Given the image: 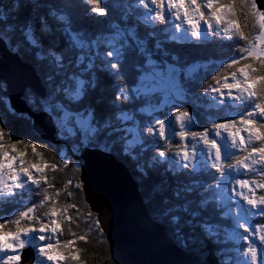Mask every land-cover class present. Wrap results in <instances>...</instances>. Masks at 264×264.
<instances>
[{
  "label": "snow or ice",
  "instance_id": "snow-or-ice-1",
  "mask_svg": "<svg viewBox=\"0 0 264 264\" xmlns=\"http://www.w3.org/2000/svg\"><path fill=\"white\" fill-rule=\"evenodd\" d=\"M104 2L82 0L83 4L93 6L87 9L88 13L107 17L109 8L101 6ZM16 7L22 11L33 5L20 3ZM128 8L135 12L138 23L146 27L155 29L157 24L165 25L160 31L173 42L211 43L221 51L226 41L244 43L239 45L236 54L229 55L219 64L209 57L207 61L182 66L178 55H172L171 62L158 63L147 47V39L139 35L135 24L124 22L126 12L121 14L119 21L110 22L105 33L89 38L86 31L74 28L70 18L58 14L57 10L51 11L50 15L62 24L59 33L65 39L64 49L57 47L55 37L44 45L42 35L53 31L44 17L33 21L29 14L21 20L19 12L16 13L19 22L15 27L0 12V24H3L0 43L23 44L30 48L34 57L43 62L52 92L61 94L69 103L81 101L90 89L98 86L97 72L119 80L125 75L126 64L134 62L139 72L138 80L130 88L116 85V93L108 104L110 111L98 113L91 104L81 105L82 110L73 111L61 103H53L49 110L55 111L69 137H78L79 143L103 141L106 149L118 147L137 162L144 175L149 174L148 168L161 162L167 163L174 172L187 170L195 174L209 167L217 169L221 178L216 183L200 185L196 180L178 181L172 189V197L158 194L155 202L150 201V204L159 216L165 218L173 234L185 241L189 235L185 229L201 227L210 234L213 232L209 220L187 218L200 216L199 212L192 210L195 199H189L187 194L195 195L201 189L209 192L210 195L200 200L199 206L209 205L211 200L219 198L221 203L229 204L228 214L232 213L234 205L237 209L235 229L229 236L235 245L231 257L233 264H264V247L257 244L259 240L264 245V223L253 222L256 217H264V194H256V189H264V11L257 10L255 0H133ZM9 32L16 35L10 36ZM155 35V30L146 33V37ZM155 47L160 49L161 44L157 43ZM201 69L214 72L210 80L198 75ZM85 73L87 79L82 78ZM196 84H206L202 95L217 104H224L227 98L233 102L231 107H236V102L243 105L238 112V121L233 118L225 123H214L203 131H189L195 120L187 108L169 113L167 119L155 115L162 108L178 105L186 99ZM140 98L145 103L138 112L150 117L148 121L137 120L133 113L116 103ZM5 100L4 89L0 88V103ZM6 108L9 112L15 111L10 105ZM177 123L181 129L179 132L175 131ZM237 123L242 127H237ZM4 125L5 122L0 120V264H22L21 250L26 247L36 251L35 264H59V261L84 264L80 259L82 249L75 245L77 240L87 242V236L72 231L71 223L75 221L67 214L68 209L76 208V205L68 203L64 208L59 207L56 197L61 192L58 189L54 196L48 191L55 185L44 174L46 168L53 171L67 168L69 158L58 153L55 162L43 160L35 142L13 140L12 133ZM242 131L247 137L240 135ZM176 136H179L180 144L173 145ZM199 142L204 147H200ZM18 145L30 146L38 160H26V151H18ZM153 150L156 155L151 156L149 163L145 155ZM141 160H144L143 164H140ZM231 160L235 162L231 163ZM248 173L253 176L248 177ZM255 176L261 179L257 180ZM42 183L46 187L41 188ZM71 184V180L66 182L65 191ZM29 185L40 189L39 201L25 203L26 194L30 196L32 191ZM229 185H232L231 189ZM151 191L150 187L149 195ZM73 194L66 191L67 197ZM235 197L248 207L241 205ZM13 204L21 207L11 212L4 207ZM42 208L47 209L43 216L38 214ZM65 222L69 224V233L76 239H59L58 233L63 234L61 225ZM241 229L246 236L241 234ZM45 240L48 243H39Z\"/></svg>",
  "mask_w": 264,
  "mask_h": 264
},
{
  "label": "trees",
  "instance_id": "trees-1",
  "mask_svg": "<svg viewBox=\"0 0 264 264\" xmlns=\"http://www.w3.org/2000/svg\"><path fill=\"white\" fill-rule=\"evenodd\" d=\"M20 3L31 4L33 7L31 9L25 8L21 11L16 7ZM131 3H133V0H105L104 4L101 6L109 8V15L107 17L88 13L87 9L93 6L83 4L82 0H0V12H3L8 17V23L12 24L14 27L19 22L16 15L17 12L20 13L21 20L29 14L33 21H35L37 17H44L47 20L50 29L53 30L50 34L42 35L44 45L46 46L52 41L53 37H55L57 47L60 49L65 48V39L59 33L62 24L56 17L50 15L51 11L57 10L58 14H63L69 17L72 26L76 29L86 31L89 38L105 33L107 25L110 22L119 21L121 14L126 12L124 22L135 24L139 35L147 39V47L151 50L153 59L158 63L165 60L171 62V56L178 55L182 66L185 64H191L195 61H207L209 57L217 61V64H219V62L225 61L229 55L236 54L239 45L244 43L243 41L236 43L226 41L223 50L221 51L216 45L211 43L198 45L189 42L177 43L170 41L167 39L166 33L160 31V29L166 27L165 25L157 24L156 28L152 29L151 27H146L145 25L138 23L135 12L128 8V5ZM75 5H79L76 10H74L76 7ZM0 28H3V24H0ZM153 30L156 31V35L154 37H146V33ZM8 34L10 36H15L14 32H9ZM37 34L40 33L38 32ZM157 43L161 44L160 49L155 47ZM8 45L11 46V49H13L21 59L25 60L36 70L43 86L47 90V97L52 98L54 103L67 104L73 111L82 110L81 105L88 104H91L98 113L110 111L108 104H110L116 93V85H124L130 88L138 80L139 72L135 67L134 62L130 61L125 66L124 77L117 80L109 76L107 73L97 72V78L100 82L98 86L90 89L89 93L82 98L81 101L69 103L61 94L52 92V84L48 81L47 75L45 74L43 62L34 57L30 48H26L23 44ZM164 53H167V55ZM243 62L244 61H242V63ZM216 70H219L218 67ZM228 71L230 72L232 70ZM213 74V71L205 72L201 69L198 75L203 76L205 80H210V77ZM82 78L87 79L88 74L85 73ZM211 83L215 84V81H211ZM206 86V84H196L191 88V92L186 99L181 100L178 105H172L169 108H162L161 111L155 113V115L167 119L169 113H173L178 109L187 108L195 120L194 127L192 126L189 131H203L205 128H211L214 123H225L233 118L238 121V112L243 105L236 102L237 106L231 107L233 102L227 98L225 99L224 104H217V102L210 99V97L202 95L204 87ZM224 91L225 93L227 92V90ZM191 93H195V95H192ZM233 93L235 94V90H233ZM38 98L39 97L31 91L27 90L21 103L17 104L14 108L10 106L15 110L14 113L7 110L6 105L10 104H7L5 100L4 103H0V120L5 122L4 126L12 133L13 140L30 139L35 142L38 145V151L42 153L43 160L48 161L49 163L55 162V160L58 159V153H63L69 158L70 162L67 168L60 167L55 171L46 168L44 174L47 176L48 180L55 185L54 188H49L48 191L54 196L58 189L61 192L60 196L56 197L59 207L64 208L68 203L76 205V208L68 209L67 214L73 218V221H75L74 223H71L72 231L77 233V235L87 236V242L77 240L75 245V247L82 249L80 252V259L84 261V264H116L113 260L107 241L97 223L96 216L90 213L88 206L84 202L81 191V184L79 182V167L81 161H79V158L80 151L85 148L97 149L102 152L113 154L118 160L122 161L127 166L132 177L139 185L140 193L151 217L166 228L169 237L178 247L186 252L187 256L194 264H233L231 257L234 255L233 249L235 245L233 241L229 239V236L235 229V214L237 209L234 205L232 206V213L228 214L229 204L221 203L219 198L211 200L209 205L203 207L199 206L200 200L204 196L210 195L209 192H205L201 189L195 195L192 193L187 194L189 199H195V204L192 206V210L200 213L199 217L187 218L195 219L197 221L209 220L213 225V232L210 234L201 227H197L195 230L185 229V232L189 233L187 240L185 241V239L178 238L173 234L168 223H166L165 218L159 216L157 212L153 210L152 204H150V201L155 202L158 194L172 197V189L176 187L178 181L188 183L191 180H196L200 185L216 183L217 180L221 178L217 169L209 167L208 169L198 171L195 174L189 173L187 170H178L174 172L167 163L161 162L156 164L155 167L148 168L147 171L149 174L144 175L141 167L137 166V162L126 156L122 151L118 150V147L110 146L106 149L103 141H93L91 143L87 141L86 143H79L78 137H69L66 134H63L58 138L57 135H59V131L57 127L55 130L56 138L54 137V141L58 144L53 145L33 132L31 122L28 120L27 115L22 112L23 110L41 112L42 108L38 103ZM116 103L124 110L133 113L137 120L148 121L151 119L146 114L138 112V109L144 106L145 102L143 98L131 99L129 101H117ZM50 116L53 118L55 124L56 113H52ZM171 119L175 121L174 116H171ZM237 127L242 126L237 123ZM175 131H177V124L175 125ZM240 135L247 137V133L243 131ZM148 139H151V137H148ZM189 142H191L190 138ZM160 143H163V141ZM172 143L173 145L180 144L179 136L174 137ZM200 143V147H204L203 143ZM17 150L26 151V160H38V158L33 156L30 146L25 148V145H18ZM172 151L174 152L175 148H173ZM243 154L244 153H237V155ZM154 155H156V152L154 150L150 151L145 155V159H148L149 163H151L150 158ZM230 162L234 163L235 161L231 160ZM143 163L144 160H141L140 164ZM225 171H228V169H225ZM241 171L243 172V170ZM247 176L252 177L253 174L248 173ZM255 179L259 180L261 177L255 176ZM68 180H71L72 184L67 186L66 191L74 193L71 197H67L65 191V184ZM76 184H79L80 187L76 188ZM29 187L32 191L30 196L26 194L25 203L39 201L41 199L40 189H36L31 185H29ZM44 187H46V185L42 183L41 188ZM150 187L152 188V191L149 195ZM231 187L232 185L229 186V189H231ZM237 190L239 191L238 186ZM228 194H230V192ZM256 194L257 196L264 194V189H256ZM236 200L245 208L248 207L239 197H237ZM180 202L183 203V201ZM4 207L7 211L11 212L14 208L21 207V205L13 204L5 205ZM46 210V208L39 209L38 214L43 216V213ZM253 222L264 223V217H256ZM36 226L39 227V225ZM68 227V222L61 225L63 234L61 235L58 233V237L61 241L76 239V237H73L69 233ZM240 232L242 235H247L242 229ZM39 243L46 244L48 241L45 240ZM257 244L259 247H264V245L259 243V240H257ZM34 253L36 255L35 250ZM59 264H68V262L59 261Z\"/></svg>",
  "mask_w": 264,
  "mask_h": 264
},
{
  "label": "water",
  "instance_id": "water-1",
  "mask_svg": "<svg viewBox=\"0 0 264 264\" xmlns=\"http://www.w3.org/2000/svg\"><path fill=\"white\" fill-rule=\"evenodd\" d=\"M255 3L258 11H264V0ZM2 84L12 108L21 103L27 90L41 99L47 93L36 70L4 43H0V88ZM22 112L37 136L54 139L56 126L51 116L43 111ZM82 154L79 182L83 198L96 216L116 264H194L166 228L151 217L138 183L122 161L97 149ZM34 262V250H23L22 264Z\"/></svg>",
  "mask_w": 264,
  "mask_h": 264
},
{
  "label": "rangeland",
  "instance_id": "rangeland-1",
  "mask_svg": "<svg viewBox=\"0 0 264 264\" xmlns=\"http://www.w3.org/2000/svg\"><path fill=\"white\" fill-rule=\"evenodd\" d=\"M77 3V2H76ZM76 6V5H75ZM77 7H79V5H77L75 8H74V10H76V8ZM78 9V8H77ZM137 10H139V9H137ZM15 35H16V33H15ZM7 48L11 51V52H14L13 51V49H11V46H9V45H7ZM1 87L2 88H4V84H2L1 85ZM44 87V86H43ZM45 88V87H44ZM46 89V88H45ZM28 91H30V90H28ZM32 92V91H31ZM33 93V92H32ZM34 94V93H33ZM37 96V95H36ZM39 99V104H40V106H41V108H42V111L43 112H45V113H47L49 116H50V114H52V113H55V111H51V110H49V108H50V106L54 103L53 102V100H52V98H50V97H47V94H46V96L43 98V99H41V98H38ZM231 101V100H230ZM6 102H7V104H9V101H8V99L6 100ZM171 107V106H170ZM31 122V121H30ZM55 125H56V127H57V129H58V131H59V135H57L58 136V138H60V136H62L63 134H66L65 132H64V130H63V128L61 127V125H60V123L58 122V120H57V117L55 118ZM193 126V125H192ZM192 126H190L189 127V129L192 127ZM194 127V126H193ZM188 129V130H189ZM181 129H180V127H179V124L177 123V131L176 132H179ZM67 135V134H66ZM43 140H45V141H47V142H49V143H52L53 145H56L54 142V140L55 139H51V138H45V139H43ZM85 143L87 142V141H84ZM199 146H201V143L199 142ZM86 149H88V148H85V149H83L82 151H80V157H81V155H83L82 153H83V151L84 150H86ZM80 168V167H79ZM230 186V185H229ZM243 191H247V190H243ZM237 197H235V199H236ZM85 202V201H84ZM86 204V203H85ZM89 211H90V209H89ZM90 213H91V211H90ZM26 249H28V248H26ZM22 251L23 250H21V253H22ZM36 256V255H35ZM33 264H35V262L33 263ZM48 264H50V262H48Z\"/></svg>",
  "mask_w": 264,
  "mask_h": 264
}]
</instances>
